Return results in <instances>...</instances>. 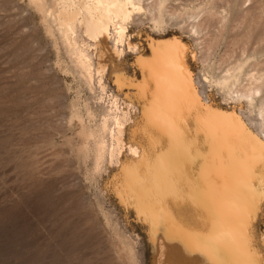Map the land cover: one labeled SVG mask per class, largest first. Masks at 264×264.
I'll return each mask as SVG.
<instances>
[{
	"label": "rangeland",
	"instance_id": "1",
	"mask_svg": "<svg viewBox=\"0 0 264 264\" xmlns=\"http://www.w3.org/2000/svg\"><path fill=\"white\" fill-rule=\"evenodd\" d=\"M39 1L0 0V264H151L146 225L113 190V115L131 105L106 72L85 79L57 30L58 0ZM157 1L155 20L139 15L128 24L139 31L133 41L147 53L148 37H179L202 98L234 109L264 140L256 116L264 99V0ZM198 13L195 36L189 25ZM75 40L94 60V42L80 28ZM126 54L127 71L139 77L134 54ZM256 85L259 94L239 98L236 90ZM258 214L257 240L264 204Z\"/></svg>",
	"mask_w": 264,
	"mask_h": 264
},
{
	"label": "bare ground",
	"instance_id": "2",
	"mask_svg": "<svg viewBox=\"0 0 264 264\" xmlns=\"http://www.w3.org/2000/svg\"><path fill=\"white\" fill-rule=\"evenodd\" d=\"M158 3L58 0L54 16L85 79L106 72L131 105L113 115V190L146 225L151 264H264V235L257 240L255 232L264 204V140L234 109L202 98L188 65V46L179 37H148L147 53L133 41L139 31L129 32L128 24L139 15L155 20ZM199 15L189 25L195 36ZM78 28L94 42V60L77 46ZM127 52L134 54L130 64L139 77L127 71ZM259 89L236 92L242 98ZM256 116L262 126L264 99ZM104 150L101 139L98 158Z\"/></svg>",
	"mask_w": 264,
	"mask_h": 264
},
{
	"label": "snow or ice",
	"instance_id": "3",
	"mask_svg": "<svg viewBox=\"0 0 264 264\" xmlns=\"http://www.w3.org/2000/svg\"><path fill=\"white\" fill-rule=\"evenodd\" d=\"M261 162H262V164H264V157H262V161Z\"/></svg>",
	"mask_w": 264,
	"mask_h": 264
}]
</instances>
